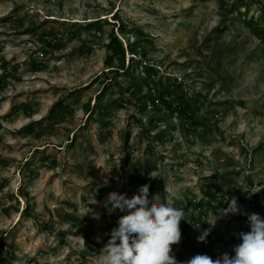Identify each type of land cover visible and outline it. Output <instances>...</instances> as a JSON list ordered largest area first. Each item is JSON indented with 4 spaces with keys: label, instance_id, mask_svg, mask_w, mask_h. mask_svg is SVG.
I'll return each mask as SVG.
<instances>
[{
    "label": "rangeland",
    "instance_id": "obj_1",
    "mask_svg": "<svg viewBox=\"0 0 264 264\" xmlns=\"http://www.w3.org/2000/svg\"><path fill=\"white\" fill-rule=\"evenodd\" d=\"M154 181L187 216L178 262L264 216V0H0V264H99L109 193Z\"/></svg>",
    "mask_w": 264,
    "mask_h": 264
},
{
    "label": "clouds",
    "instance_id": "obj_2",
    "mask_svg": "<svg viewBox=\"0 0 264 264\" xmlns=\"http://www.w3.org/2000/svg\"><path fill=\"white\" fill-rule=\"evenodd\" d=\"M149 185L139 188L137 194L112 191L105 200L109 212L119 209L125 214L118 219V226L111 230L110 238L103 247L99 264H264V216L248 215L250 231L239 233L241 243L234 246L235 255L223 253L213 259L207 254H197L185 262H178L173 245L181 240L180 222L187 219L183 208L174 204L176 193L150 198ZM243 214L238 200L233 197L228 207L221 209V216ZM217 218V219H218ZM214 223H209L212 226ZM211 229H205L199 241H205ZM20 264H24L23 253Z\"/></svg>",
    "mask_w": 264,
    "mask_h": 264
},
{
    "label": "trees",
    "instance_id": "obj_3",
    "mask_svg": "<svg viewBox=\"0 0 264 264\" xmlns=\"http://www.w3.org/2000/svg\"><path fill=\"white\" fill-rule=\"evenodd\" d=\"M116 27L117 26L115 25L114 29H112V32L110 34V40L108 43V47L112 51V55L110 56L111 58L114 56H119V55L125 56L126 55V49H125V46L123 44V41L121 40V38L119 37V35L115 31ZM119 28H122V30H124V26L122 24L119 25ZM113 70L116 71V69H113ZM116 73H119V72L117 71ZM159 95H160V101L162 104L165 105V107L173 108L172 101L169 98H166V96H164V95H168V93L166 94V90L162 91L161 94H159ZM161 95H163V96H161ZM144 98H146V97H143V99ZM173 109H175V108H173ZM90 111H92V110H90ZM176 112L179 113L182 117H184V114L181 113V111L178 112V110H177ZM128 138H129V135L126 138V145H128V143H129ZM158 185H160V189H159V191L156 192V188ZM149 190H150V198L152 196L161 195V198L163 199L164 197L167 196L166 188L164 186L163 181L162 182L160 181L158 184L156 181L152 182L150 187H149Z\"/></svg>",
    "mask_w": 264,
    "mask_h": 264
},
{
    "label": "built area",
    "instance_id": "obj_4",
    "mask_svg": "<svg viewBox=\"0 0 264 264\" xmlns=\"http://www.w3.org/2000/svg\"><path fill=\"white\" fill-rule=\"evenodd\" d=\"M199 167V166H196ZM220 206L219 201H214L213 199L208 200V202L203 203L201 200H197L196 198L193 200L192 205L190 207L191 213L195 212L196 210H203L205 211L207 208H215L217 209Z\"/></svg>",
    "mask_w": 264,
    "mask_h": 264
}]
</instances>
